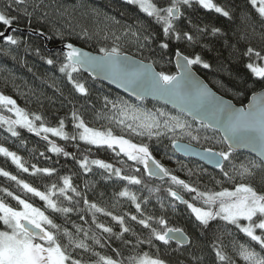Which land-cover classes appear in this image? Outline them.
Here are the masks:
<instances>
[{
    "label": "trees",
    "instance_id": "obj_1",
    "mask_svg": "<svg viewBox=\"0 0 264 264\" xmlns=\"http://www.w3.org/2000/svg\"><path fill=\"white\" fill-rule=\"evenodd\" d=\"M35 2L39 3L40 0H35ZM155 2L160 7H165L170 3V0H155ZM214 2L228 10L231 13V18L224 17L214 10L204 9L195 3L191 8L182 7L184 16L177 21V30L191 32L194 36H198V42L194 44H189L185 40L169 41V38L163 35L162 26L155 23L138 6L132 5L128 0H42L41 10L47 15L43 16L41 10H37L30 24L23 14L9 9L6 14L17 17L13 25L40 31L49 38V41H44V37L19 30L11 31L12 35L21 40L18 46L8 45L4 40L0 41V93L12 97L16 100L17 105L28 113L41 116L48 127H58L60 120L63 119L66 132L69 134L77 132L74 127L75 122L72 120V112L76 111L89 126H96L103 130L111 128L115 135H124L134 143L147 144L152 156L160 164L169 169L173 175L193 187H198L201 191L207 189L219 191L222 187L233 189L236 184L247 183L255 187L258 192H264V170H256V174L251 177L241 179L236 176L235 180H229L223 176L220 169L210 168L198 160L177 154L173 150L171 133L149 140L147 137L130 135L115 124L101 118L99 114L107 112L104 107L105 97H108L109 100L122 98L153 112L160 109L172 115H181V118L187 120L194 128L200 127V123L196 120L163 104L150 100L142 102L131 100L109 85L94 80L84 71L72 74L73 79L83 83L88 89L87 94L77 92L67 76L59 71L60 65L64 62L62 51L49 50V46L68 41L101 53H103L101 49L110 51L113 47H117L120 52L153 62L160 72L172 75L176 73L173 59L177 49L189 57L198 53L205 62L211 65L209 68H204L203 64L194 65L200 75L221 95L232 99L238 105H244L249 101L252 93L264 88V79L255 77L246 67L248 63L264 66V60H257L255 55L251 57L245 55L247 49L252 47L264 56V18L259 16L250 0H214ZM6 3L7 0H0V8H4ZM31 10L30 7L29 11ZM189 20H191V24H189ZM193 25L199 26L201 29L207 26V30L197 33ZM5 27L0 24V31H4ZM212 27L221 29V32L213 35ZM84 30H87V35L84 34ZM136 32L141 33L140 38L134 35ZM147 34H152L153 39L144 41L142 37ZM162 40L169 42L168 49H161L158 46ZM37 49L39 53H37ZM49 58L55 61L53 65L47 63ZM0 115L15 118L14 114L3 108H0ZM36 124L39 126L40 121H37ZM17 131L20 135L13 137L7 131L6 126L0 125V146L20 156L22 163L29 168V172H23L3 154H0V169L17 176L19 180H23L41 191L53 183L57 187H62V177L65 176L71 178L73 186L78 191H83L85 183L88 182L89 188L86 193L88 200L95 202L106 211H111L113 215L127 213L137 215L138 219L142 218L128 197L118 195L121 191L127 189L135 193L138 202L146 196L149 197L147 205L141 204L143 211L154 217L163 216L168 227L182 228L191 240V244L182 246H178L175 242L164 245L162 242L153 241L156 248H159L158 255L165 259L167 264H215V255L211 245L218 237H223L222 242L226 246L224 250L232 257L235 264H245V262L233 251L232 241L238 244H247L255 248L256 251H261L257 243L250 241V238L246 237L234 225L217 219L210 221L207 227L202 226L196 220L191 209L170 197L167 189L172 187L189 203L204 206L200 201L193 199L194 193H188L180 186L172 184L168 177L163 180L149 178L142 164L127 160L123 154L116 155L106 146L96 147L79 140L65 141L52 133L47 134L48 141H52L58 147L72 153L66 157L63 154L51 152L52 145L36 136L35 133L19 126ZM199 135L201 138L198 142H190L187 136L181 137L180 140L192 143L202 149L210 148L218 152L228 150L219 132L210 128L202 129ZM41 153L43 155H40ZM85 156L89 160L99 159L113 164L116 168H121L122 175H136L149 188H158L159 192H153L149 196L148 189L142 185L129 184L128 181L121 180L95 165L92 166L90 173H84L78 161ZM249 160L259 161L257 157L247 152L234 151L231 163L224 162L225 171H229V175H234L231 170L232 164L238 166ZM33 165L37 168H55L56 172L51 176L33 175ZM135 169H139V172H136ZM189 169L192 170L191 174ZM0 188L8 189L42 210L46 207L38 197L23 191L15 181L3 175H0ZM69 195L72 193L69 192ZM0 198H3L4 202L10 206L18 207L12 198L2 192H0ZM161 203L163 207H161ZM63 206L73 205L63 202ZM79 207H84L82 200ZM47 214L55 223L61 224L73 232L75 229L72 222L81 224L84 228L91 226L92 232L100 236L101 242H106L104 248L95 246V251L102 255L116 259L117 255L113 249L119 251L121 258H127L134 251L137 254L149 252L153 257L157 255L156 248L147 244L140 245L136 250L131 245H126L124 243L126 240L135 244L136 236L132 233H125L122 239L102 233V230L92 224L90 214L71 213L67 222L59 214H53L51 211ZM79 215H84L87 223L81 221ZM130 215H125L126 226L141 239L147 238L149 231L132 221ZM97 223L112 227L115 233L121 231L119 224L103 213L97 214ZM153 227L162 228L155 223ZM2 228L4 226L0 223V229ZM258 233L261 234V230ZM89 234L91 235V232ZM60 242L62 245L67 243L63 237L60 238ZM88 243L91 245L92 241L89 240ZM83 255L86 260L94 261L96 259L89 253H83ZM200 256H203L202 261L198 262L193 259V257ZM125 264H127L126 259Z\"/></svg>",
    "mask_w": 264,
    "mask_h": 264
},
{
    "label": "snow or ice",
    "instance_id": "obj_2",
    "mask_svg": "<svg viewBox=\"0 0 264 264\" xmlns=\"http://www.w3.org/2000/svg\"><path fill=\"white\" fill-rule=\"evenodd\" d=\"M132 5L152 18L155 23L162 26L164 37L170 40L181 41L185 40L189 44L198 42L199 37L194 36L191 32H182L177 30V21L184 16L182 7L191 8L195 3L202 6L204 9L214 10L216 13L222 14L224 17L231 18V13L224 7L216 4L214 0H170V3L165 7H160L155 0H128ZM41 3L35 0H7L4 8H0V24H3L5 31H0V37L8 45H19L21 40L12 35L5 34L8 29L13 32L17 29L13 28V22L17 17L7 15L9 9L15 10L18 14H23L29 24L33 15L37 10H41ZM252 6L256 9L259 16L264 18V0H250ZM13 5L15 6L13 8ZM31 7V11L29 8ZM41 14L46 16V13ZM191 24V20H189ZM197 33H202L207 30V26L201 29L199 26L193 25ZM221 29L212 27L213 35L219 34ZM87 35V30H84ZM140 38L141 33H134ZM144 41L153 39L152 34L143 35ZM161 49H168L169 42L162 40L159 45ZM207 47V45H204ZM67 52L62 53L64 62L60 65L59 71L67 76V79L72 83L75 90L82 94H87L88 89L83 83L73 79V73H77L81 68L88 67L90 71L95 72L97 68L107 69L113 77L121 80L122 86H126L132 95L137 97L139 101L145 100V94L158 95L169 98L175 106L180 107L181 112H188L193 115V119H199L200 127L194 128L187 120L182 119L181 115H172L163 110L155 112L147 110L143 107L133 104L128 100L117 98L109 100L105 97V109L107 112H102L99 116L106 119L109 123L115 124L122 131L128 132L130 135L147 137L151 140L153 137L165 136L171 133V143L177 151L187 152L191 143L185 145L180 142V138L187 136L189 141H199L200 131L202 129L222 128L224 133L223 140L227 142V151L215 152L212 149H204L203 156L213 162L216 168L220 169L224 177L229 180H235L236 176L241 179L251 177L256 174V170H264V101L259 104L250 105L247 109H232L214 108L210 109V115H200V111L206 109V101L211 96L210 91L205 86H198L195 96L190 91L193 83L191 66L203 64L204 68L211 67L205 62L200 54L193 56H185L177 49L175 55L178 57V66L183 68V71L178 75L167 74L164 72L153 73L150 66L141 64L139 70L128 72L124 68V62L127 61V56H122L119 48L113 47L110 51L101 49L104 53L103 57H91L84 53L81 49L74 46L72 43L66 44ZM39 53V50H36ZM246 56L255 55L257 60H264V56L259 51L249 47L245 52ZM180 61H183L182 65ZM49 65H53L55 61L51 58L47 59ZM246 67L251 73L257 77L264 79V66L256 63H248ZM138 89H140L138 91ZM0 108L6 109L9 113L14 114L5 117L0 115V125L6 126L7 131L13 137H18L20 133L17 127L27 129L43 140L48 141L49 133L56 137H61L65 141H84L88 145L96 147H107L116 155L123 154L127 160L142 164L149 178H158L163 180L168 177L172 184L180 186L188 193H194V200L200 201L203 207H197L193 203H189L172 187L167 189L170 197L181 204L187 205L199 223L207 227L210 221L221 220L227 224L234 225L240 232L244 233L250 241L257 243L261 251H256L255 248L247 244H238L232 241L233 251L242 258L245 264H264V192H258L255 187L247 183L236 184L233 189L221 188L219 191L207 189L201 191L198 187H193L183 179L173 175L169 169L165 168L159 161L155 160L149 149V146L144 143H134L131 139L124 135H115L111 128L99 130L89 127L82 117L76 111L72 112V120L75 122L74 127L77 132L69 134L66 132L64 120L61 119L58 127H48L43 122V118L35 113H28L25 109L17 105L16 100L12 97L0 93ZM40 121L39 126L36 122ZM43 134V135H42ZM206 138V137H205ZM51 146V152L70 156L72 153L58 147L54 142L48 141ZM252 147L253 151H258L260 155L259 161L249 160L240 165L232 164L231 170L234 175H229V171H225L224 162L231 163V156L239 146ZM78 147V145H77ZM0 154L11 159L23 172L28 173L29 168L22 163L21 157L15 152L9 151L7 148L0 146ZM40 155H43L41 153ZM75 159V157H73ZM84 173H90L92 166H98L99 169L115 175L121 180L128 181L129 184L142 185L148 189L149 196L153 192H159V189L149 188L144 184L143 180L136 175H122L121 168L114 167L113 164L103 160H89L87 156L78 161ZM139 172V169H135ZM192 173V170H188ZM56 172L55 168H37L32 166V174H42L51 176ZM0 175L15 181L17 186L23 191L38 197L43 201L46 207L42 210L40 207L34 206L21 196L15 195L6 188H0V192L7 197L12 198L18 205L14 208L5 203L3 198H0V223L4 226L0 229V264H167V261L160 258L158 255L159 248L153 241L162 242L164 245H170L175 242L178 246L191 244V240L182 228L168 227L167 221L163 216L154 217L147 215L141 204L147 205L149 197H144L139 200L135 193L127 189L121 191L120 197H128L135 205V209L139 216L130 215L132 221L142 225L144 229L149 231V235L145 239H141L139 235L134 233L125 224V215H113L111 211H106L98 206L95 202H90L87 198V190L89 183L86 182L83 191H78L73 186L70 177H62V187H57L55 183L46 186L44 191L33 187L31 184L19 180L17 176L11 175L9 172L0 169ZM110 178V177H109ZM217 183H220L217 181ZM69 192L72 195H69ZM63 198V201H61ZM159 199V197H157ZM83 201V208H80V202ZM63 202H68L73 206H63ZM161 207L163 204L161 203ZM51 211L53 214H59L67 219L71 213H86L90 214L92 224L102 233L108 236H116L117 239H122L125 233H132L136 236L135 244L130 240L124 241L126 245L136 250L142 244H147L150 247L156 248L157 255L153 257L149 252L137 254L135 251L127 258H121L118 250L117 258L113 259L110 256L102 255L95 251V246L101 248L106 247V242L102 243L100 236L92 232L91 226L84 228L81 224L73 223L75 232L67 227L57 224L47 213ZM103 213L117 222L121 228L119 233H115L112 227H107L103 223H97V214ZM79 219L87 223L84 215H79ZM247 221L246 224H241V221ZM158 224L162 228L153 227V224ZM257 229L261 230V234H257ZM91 232V235L89 234ZM82 234V237H81ZM66 239L67 243L61 244L60 238ZM223 237H218L211 245L214 255L215 264H235V261L224 250L225 245L222 242ZM91 240L90 245L88 241ZM80 250V251H78ZM83 253H89L96 259L86 260ZM79 256V258H77ZM196 261H202L203 256L193 257Z\"/></svg>",
    "mask_w": 264,
    "mask_h": 264
},
{
    "label": "water",
    "instance_id": "obj_3",
    "mask_svg": "<svg viewBox=\"0 0 264 264\" xmlns=\"http://www.w3.org/2000/svg\"><path fill=\"white\" fill-rule=\"evenodd\" d=\"M12 27L19 30L20 32L32 33L34 35L44 37L45 38L44 41H46V42L49 41V38L45 37L44 33L40 32V31L33 30V29L28 30L27 28L18 27L16 25H13ZM11 31H12L11 29H8L5 32V34L6 35L11 34L12 33ZM1 40H3L2 37H0V41ZM67 43H72V41L71 42H69V41L63 42V43H60V44L54 45V46H49V50L50 51L58 50L60 52L62 51V53H65V52H67V48H66ZM72 44L74 46H76L77 48L81 49L84 53L89 54L91 57L98 58V57L104 56V53L95 52V51L81 47V46L74 44V43H72ZM120 53L122 56H127V58H128L127 61L124 62V68L128 72H133V71L139 70V67L141 64L149 65L151 72H153V73H159L160 72L153 62L144 61L141 58L136 57V56L129 54V53H126V52H120ZM183 55L187 56L184 53H183ZM173 62H174L175 68H176V73L174 75H178L183 71V68L178 66V63H177L178 57L176 55H174ZM180 63L182 65L183 61H180ZM80 71H84L87 75H89L94 80H99V81L109 85L110 87H112L115 90L119 91L120 93L124 94L126 97L130 98L131 100H134L136 102L137 101L140 102L137 99V97L132 95L131 91H129V89L126 86H122L121 80L116 78V77H113L112 74L110 73V71H108L107 69L97 68L96 71L93 72V71H90L88 69V67L86 66L84 68H81ZM191 73H192L193 83L190 87V91L193 94V97L195 96V92H196V89L198 86H205L211 93V96L206 101V109L207 110L200 111V115L209 116L210 115L209 110L214 109V108L218 109V108L231 107L232 109H241V108L247 109L250 105L259 104L262 101H264V88H263V90L260 89L256 92L252 93L249 101L246 104L238 105L232 99H230L224 95H221L211 85H209L208 81L202 75H200V73L197 71V69L194 67V65L191 66ZM139 90L140 89H138V91ZM145 100H150V101H154V102L163 104V105L168 106L169 108H172V109L176 110L177 112L185 114L189 118L193 119V115H189L188 112H181L180 107L175 106L174 103L167 97H161V96L152 95V94H145ZM195 120L200 123L199 119H195ZM212 130L219 132L221 137L223 138L224 133L222 131V128L218 127L216 129H212ZM180 142L182 144H185V145L189 144V142L183 141L182 139L180 140ZM224 142L227 146V142L226 141H224ZM173 150H175V152L182 157L192 158V160L193 159L198 160L210 168H216V166L213 162H209L203 156V150L204 149H202L201 147H198L192 143H191L190 149L187 152L177 151L175 147ZM235 151L247 152V153L253 155L254 157H257L258 159L261 158L259 155V152L253 151L252 147H249V146H243V145L239 146V147H237V149ZM215 152H218V151H215ZM156 179H158V178H156ZM184 245H186V244H184Z\"/></svg>",
    "mask_w": 264,
    "mask_h": 264
},
{
    "label": "rangeland",
    "instance_id": "obj_4",
    "mask_svg": "<svg viewBox=\"0 0 264 264\" xmlns=\"http://www.w3.org/2000/svg\"><path fill=\"white\" fill-rule=\"evenodd\" d=\"M38 126V125H37ZM89 126V125H88ZM89 127H92V128H95V129H99V130H103L102 128H99V127H96V126H89ZM194 204V203H193ZM196 205V204H195ZM197 207H203V206H199V205H196ZM247 223V221H244V220H242L241 221V224H246ZM3 229V228H2ZM258 231H259V229H257V234H259L258 233Z\"/></svg>",
    "mask_w": 264,
    "mask_h": 264
}]
</instances>
